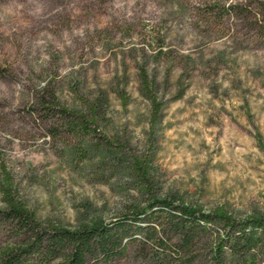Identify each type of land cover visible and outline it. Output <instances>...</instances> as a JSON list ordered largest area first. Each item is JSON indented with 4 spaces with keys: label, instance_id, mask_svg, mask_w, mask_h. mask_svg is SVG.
Wrapping results in <instances>:
<instances>
[{
    "label": "rangeland",
    "instance_id": "374dc122",
    "mask_svg": "<svg viewBox=\"0 0 264 264\" xmlns=\"http://www.w3.org/2000/svg\"><path fill=\"white\" fill-rule=\"evenodd\" d=\"M143 155L160 196L264 216V0H0V164L33 215L124 226L89 264H210L220 241L264 264L257 230L194 225L185 246L163 210L135 221ZM19 239L0 218V247Z\"/></svg>",
    "mask_w": 264,
    "mask_h": 264
},
{
    "label": "trees",
    "instance_id": "16d2710c",
    "mask_svg": "<svg viewBox=\"0 0 264 264\" xmlns=\"http://www.w3.org/2000/svg\"><path fill=\"white\" fill-rule=\"evenodd\" d=\"M149 97V124L153 128L160 118L162 103L151 94ZM60 110L66 112L64 108ZM132 166L140 191L146 197L143 208L130 210L135 221L149 217L146 208L152 211L161 209L170 221H175L173 229L181 234L185 246L191 244L195 237L194 225L201 227L216 221L230 228L240 226L239 233L242 235L255 230V233L264 235V216L250 215L237 219L224 206L206 212L199 206L176 200L172 195L160 196L148 155L132 157ZM0 197L4 205L0 208V218L8 222L20 237L12 245L0 247V264H89L90 260L97 258V253L109 258L125 249L121 244L125 230L122 225L111 229L101 222H94L66 229L42 223L19 197L12 175L4 163L0 164ZM224 246V242L220 241L213 247L210 264H225ZM187 262L193 263L190 258Z\"/></svg>",
    "mask_w": 264,
    "mask_h": 264
}]
</instances>
